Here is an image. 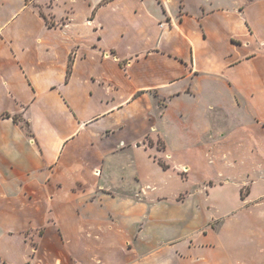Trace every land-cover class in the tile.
I'll return each instance as SVG.
<instances>
[{"label":"crops","instance_id":"0c3cea01","mask_svg":"<svg viewBox=\"0 0 264 264\" xmlns=\"http://www.w3.org/2000/svg\"><path fill=\"white\" fill-rule=\"evenodd\" d=\"M199 98L262 142L264 0H0V264H264L263 222L197 224L194 195L106 179L138 124Z\"/></svg>","mask_w":264,"mask_h":264},{"label":"rangeland","instance_id":"374dc122","mask_svg":"<svg viewBox=\"0 0 264 264\" xmlns=\"http://www.w3.org/2000/svg\"><path fill=\"white\" fill-rule=\"evenodd\" d=\"M57 4V13H62L61 3ZM73 9L74 15L83 17L87 5L78 1ZM163 103L156 102V112H162ZM229 106L225 101L190 99L182 102L185 113L179 121L157 116L155 129L144 137L142 133L150 126L138 124L131 137L142 138L140 145L124 149L117 164L108 169L106 179H137L134 173L138 172L141 179L155 183L167 202L194 195L189 201L199 204L197 224L218 225L222 220L217 217L224 215L223 231L250 223L264 224V215L262 220L258 217L264 210V195L258 198L262 203L252 202L264 190V138L260 144L254 143L250 134L243 132L256 129L252 115L241 112V118L240 112ZM211 186L216 187L213 193L209 191ZM252 187L254 196L247 200Z\"/></svg>","mask_w":264,"mask_h":264},{"label":"trees","instance_id":"16d2710c","mask_svg":"<svg viewBox=\"0 0 264 264\" xmlns=\"http://www.w3.org/2000/svg\"><path fill=\"white\" fill-rule=\"evenodd\" d=\"M69 73H70V63H68V68H67V76L69 75ZM160 163V162H159ZM161 164V166L163 167V168H167V165L166 164H164V163H160Z\"/></svg>","mask_w":264,"mask_h":264}]
</instances>
